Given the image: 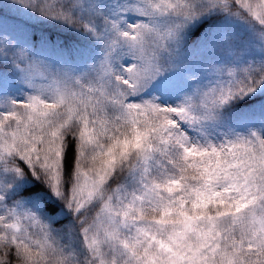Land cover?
Instances as JSON below:
<instances>
[{"label":"snow or ice","instance_id":"6c2138e0","mask_svg":"<svg viewBox=\"0 0 264 264\" xmlns=\"http://www.w3.org/2000/svg\"><path fill=\"white\" fill-rule=\"evenodd\" d=\"M0 264H264V0H11Z\"/></svg>","mask_w":264,"mask_h":264},{"label":"trees","instance_id":"16d2710c","mask_svg":"<svg viewBox=\"0 0 264 264\" xmlns=\"http://www.w3.org/2000/svg\"><path fill=\"white\" fill-rule=\"evenodd\" d=\"M23 26V20H20L16 16L3 10L0 11V27H6L9 29H16Z\"/></svg>","mask_w":264,"mask_h":264},{"label":"rangeland","instance_id":"374dc122","mask_svg":"<svg viewBox=\"0 0 264 264\" xmlns=\"http://www.w3.org/2000/svg\"><path fill=\"white\" fill-rule=\"evenodd\" d=\"M0 2H2V3H9V2H11V0H0ZM5 11H7V12H9L10 14L16 16V17L19 18L20 20H23V21H24V20L26 19V17L21 16V15L18 14L15 10H5Z\"/></svg>","mask_w":264,"mask_h":264}]
</instances>
